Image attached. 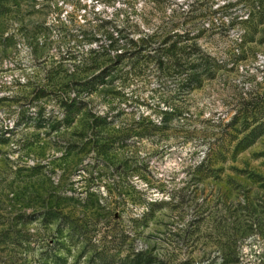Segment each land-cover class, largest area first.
I'll return each mask as SVG.
<instances>
[{"label":"rangeland","instance_id":"374dc122","mask_svg":"<svg viewBox=\"0 0 264 264\" xmlns=\"http://www.w3.org/2000/svg\"><path fill=\"white\" fill-rule=\"evenodd\" d=\"M171 28L210 57L191 83L127 52ZM68 101L84 104L63 125ZM58 197L85 239L39 218ZM140 249L264 264V0H0V264Z\"/></svg>","mask_w":264,"mask_h":264},{"label":"trees","instance_id":"16d2710c","mask_svg":"<svg viewBox=\"0 0 264 264\" xmlns=\"http://www.w3.org/2000/svg\"><path fill=\"white\" fill-rule=\"evenodd\" d=\"M110 24L109 22H100L97 28L103 29L104 26ZM174 28L169 29L168 31H158L153 33L152 35H144L137 39H127L128 51L130 54H141L142 52L147 53V57L154 61L157 69L159 71H163L167 67L168 69H172L173 71H177L182 74L185 70L187 74L185 76L186 82L191 83L195 81V72L198 71L199 68H202V72L209 71L207 66L211 61H209L210 57L205 55L198 47H196L195 43L189 44L186 43L187 36L186 34H182L179 32H174ZM124 30L118 31V38L126 39L123 34ZM89 32L85 31L84 34L87 35ZM160 36H163L161 40L157 41ZM108 38V37H106ZM109 44L107 48H115L117 46V41L112 37L108 38ZM184 43L185 45H181ZM186 48L191 53V57L193 59L187 60L190 58V54H185ZM134 50V51H132ZM105 51V50H103ZM152 52V53H151ZM127 55L125 52H120L115 55V60L113 61L115 64L120 62ZM180 57L184 60H180ZM185 68V69H184ZM181 71V72H179ZM105 79L104 75L98 73L97 75L90 78L89 81L85 82L84 85L89 87L94 82L99 84H103ZM84 103L82 101H68L62 104L65 111V118L63 120V125L70 121L71 114L74 109H80ZM99 119V118H98ZM97 126V125H96ZM71 198H64L67 200H72V210L77 209L79 206L74 205V201L72 196ZM61 197L55 200H49L44 207H42L38 213L45 223H52L53 221L57 222V231L60 232L65 230L68 232L70 238L73 236L86 238L88 234V230L85 229L82 223V219H70L68 214L65 213L66 206L61 203L59 200ZM61 199V200H64ZM36 217V216H35ZM80 222V223H79ZM85 236V237H84ZM153 261L152 255L148 254V252L140 249L138 251H133L130 264H151Z\"/></svg>","mask_w":264,"mask_h":264}]
</instances>
